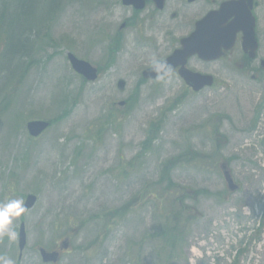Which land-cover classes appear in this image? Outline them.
Here are the masks:
<instances>
[{"label":"rangeland","instance_id":"1","mask_svg":"<svg viewBox=\"0 0 264 264\" xmlns=\"http://www.w3.org/2000/svg\"><path fill=\"white\" fill-rule=\"evenodd\" d=\"M35 8L37 21L44 19L33 26L27 72L9 81L0 71L7 85L0 97V202H25L29 194L38 200L13 223L18 236L26 223L22 259L18 236L0 238V264H47L39 246L56 248L66 238L70 249L56 264L160 262L164 247L153 233L177 214L176 195L150 188L146 196L145 189L162 178L188 195L198 192L185 203L184 220L171 226L181 245L167 246V263L264 264V89H239L223 75L199 92L177 73L145 80L151 59L176 44H165L168 31L142 24L151 6L134 13L120 0H35ZM68 52L97 66V80L77 74ZM31 120L52 124L33 139ZM224 162L236 192L227 191ZM128 202L132 212L111 217Z\"/></svg>","mask_w":264,"mask_h":264},{"label":"flooded vegetation","instance_id":"2","mask_svg":"<svg viewBox=\"0 0 264 264\" xmlns=\"http://www.w3.org/2000/svg\"><path fill=\"white\" fill-rule=\"evenodd\" d=\"M146 2L153 4L152 0ZM163 6L162 10L154 7L144 21L152 23L150 30L157 33L168 31L165 44L170 47L176 42L170 51L209 11L219 9L221 57L216 61L194 57L189 65H218L212 73L233 76L239 81V89H264V0H165ZM179 30L185 31L178 35Z\"/></svg>","mask_w":264,"mask_h":264},{"label":"trees","instance_id":"3","mask_svg":"<svg viewBox=\"0 0 264 264\" xmlns=\"http://www.w3.org/2000/svg\"><path fill=\"white\" fill-rule=\"evenodd\" d=\"M37 11V8H35V0H0V71L7 72L9 81L15 76L21 77L28 70L27 66H29V61L27 55L31 45L32 29L34 28L35 22H37ZM43 19L41 18L38 21ZM6 86H3V83L0 84V97L4 94L3 91L6 89ZM3 100L7 102V95H4ZM164 172L166 171L164 170ZM154 185L145 189L146 196L151 195L150 188L158 191V193L160 190L165 195H176L174 197V204H176L174 211L177 214L173 216L172 220L165 217L167 229L159 234L154 232L156 238L154 241L160 242L162 244L161 246L165 248H163L164 254H161L160 257V264H174V260L171 263H167V260L173 259L167 247L174 242V231L171 226L178 225L184 220L181 217V212L184 211L182 202L185 206V201H195L198 192L191 191L188 195L185 190L183 191V189L177 188L170 180L166 182L163 178L156 181ZM156 186H159V188ZM178 202L181 203L180 208L177 207ZM131 206L132 204L130 202L127 203V205L122 206L119 210L113 211L111 217L114 218L116 214H120L121 217L125 216L131 211ZM174 245L176 247L180 246V239L176 240Z\"/></svg>","mask_w":264,"mask_h":264},{"label":"water","instance_id":"4","mask_svg":"<svg viewBox=\"0 0 264 264\" xmlns=\"http://www.w3.org/2000/svg\"><path fill=\"white\" fill-rule=\"evenodd\" d=\"M164 0H156L159 6H162ZM126 4L134 3L136 8L144 7L142 0H124ZM219 12H211L205 19L200 21L197 25L196 31L188 38L183 40V47L174 52L167 61L172 66V71L177 66L181 65L180 74L187 81L188 84L194 87L195 90H199L204 86L213 84L212 76L202 75L186 69L184 67L187 58L198 53L201 58L205 60L217 59L220 56V42L218 32V20ZM69 59L74 69L84 75L88 80H95L97 78V69L93 67L89 62L77 58L73 54H69ZM157 73L153 67L144 71L146 78H155ZM125 81L119 82V87L123 90L125 88ZM49 123L43 120L31 121L28 123V129L32 136H38L47 127ZM226 178L229 183V187L232 191L237 189V185L234 183L230 173L225 172ZM37 201L35 195H29L26 200V211L34 206ZM27 243V234L25 231V224L22 223L20 231V249L23 251ZM43 260L45 262H57L59 259V252H49L45 248L40 249Z\"/></svg>","mask_w":264,"mask_h":264},{"label":"clouds","instance_id":"5","mask_svg":"<svg viewBox=\"0 0 264 264\" xmlns=\"http://www.w3.org/2000/svg\"><path fill=\"white\" fill-rule=\"evenodd\" d=\"M151 65L156 71L158 79L164 80L171 76L172 66L167 60L153 57ZM26 207L22 199L13 198L0 202V238H7L10 241L17 239L18 233L13 227V223L25 214ZM4 264H12V262L5 261Z\"/></svg>","mask_w":264,"mask_h":264}]
</instances>
